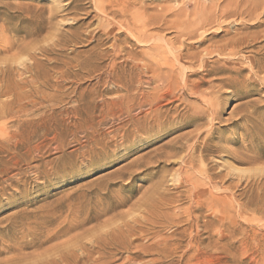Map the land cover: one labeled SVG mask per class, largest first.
I'll return each instance as SVG.
<instances>
[{"label": "rangeland", "instance_id": "obj_1", "mask_svg": "<svg viewBox=\"0 0 264 264\" xmlns=\"http://www.w3.org/2000/svg\"><path fill=\"white\" fill-rule=\"evenodd\" d=\"M110 1L126 64L109 0H0V264H264V0Z\"/></svg>", "mask_w": 264, "mask_h": 264}, {"label": "bare ground", "instance_id": "obj_2", "mask_svg": "<svg viewBox=\"0 0 264 264\" xmlns=\"http://www.w3.org/2000/svg\"><path fill=\"white\" fill-rule=\"evenodd\" d=\"M100 2H102V1H100ZM112 3H114V2H111L110 0H109V2L107 3V5L106 6H102V7H100L99 8V11L102 13V14H104L105 16H107V15H112L111 16V18L112 19H116V17L118 16V17H121V19H122V21H117V27L115 26L116 24H112L110 21H108V20H104L103 22H102V24H101V26H102V30L104 29V27H105V29L106 30H104V33L105 34H107L109 37H111L112 38V45H111V52H112V54H113V61H115L117 58H120V57H124V55L125 56H127V58L125 59V60H123L122 61V63L123 64H126V62L128 61V60H133V58L130 56V54L129 53H126L125 54V48H123L122 46L120 47L119 45L117 46L116 45V43H118L119 42V39H120V37H121V35H122V33L123 32H128V34L132 37L130 40L131 41H133V42H137V43H144L145 42V39H146V36H145V29H146V27L142 24V25H139V23L137 22V21H134V19L132 20V23L129 21V20H126L125 18H126V12L128 11V10H125L124 8H120L119 10H109V9H111V8H113V4ZM101 5V4H100ZM126 5V4H125ZM99 6V5H98ZM194 6V5H193ZM234 7H235V5H234ZM114 8H115V6H114ZM113 8V9H114ZM117 9V8H116ZM194 9V8H193ZM214 9V8H213ZM134 10V9H133ZM262 12V11H261ZM136 13V12H135ZM135 16V15H134ZM135 18V17H134ZM124 19V20H123ZM147 21V20H146ZM148 22H150V21H148ZM144 23V22H143ZM141 26H143V27H141ZM101 28V27H100ZM145 28V29H144ZM144 29V30H143ZM147 30V29H146ZM195 29H192V30H187V31H178V33H179V36H183V37H187V38H193L194 36H195V31H194ZM197 30V29H196ZM93 39V38H92ZM161 40V39H160ZM159 41V40H158ZM123 42H128V38H124L123 39ZM235 44H236V42L235 43H231V44H226L225 45V47L223 46V48H218V49H216V50H211V48L209 47V48H205V49H203L202 50V52H200L201 53V56H203V57H207V56H211L212 54L213 55H235V49H234V47H235ZM232 46V48H229V46ZM153 47V46H152ZM151 47V48H152ZM154 49H155V47H154ZM157 49H159V48H157ZM156 50V49H155ZM155 50H153L154 51V53H155ZM129 52V51H128ZM160 54H161V52H160ZM162 55V54H161ZM161 55H159V56H161ZM134 56V55H133ZM229 56V57H230ZM262 56V57H261ZM260 56V58L261 59H263L264 60V55L262 54ZM221 57V56H220ZM177 58H179V60H181L180 58H181V56H178ZM261 59H259L260 61H257V60H252V59H250V64H251V67L252 68H254V67H256L257 65H259V64H262L261 63ZM27 60V59H26ZM156 60V59H155ZM176 60V59H175ZM194 61V60H193ZM164 62H165V60H164ZM179 62V61H178ZM190 62V61H189ZM153 63V62H152ZM151 63V64H152ZM166 63V62H165ZM175 63V62H174ZM180 63V62H179ZM151 64H150V62H148V64H143L142 66H140V65H138V64H135L134 63V67L135 68H137V69H141V71H143V73H149V72H151L150 71V68H151ZM159 64V63H158ZM186 64H188V65H190V63H186ZM20 65V64H19ZM24 65V64H23ZM160 65V64H159ZM158 65V66H159ZM175 65V64H174ZM155 66V65H154ZM176 66V65H175ZM191 66V65H190ZM153 67V66H152ZM161 67V66H160ZM174 67V66H173ZM156 68V67H155ZM190 68V67H189ZM263 68H264V66H263ZM117 69H118V66L115 64V63H113L111 66H110V70H109V73H108V77L107 78H109L110 80H111V78H113V76H114V74H115V72H117L118 73V71H117ZM152 69V68H151ZM162 69V68H161ZM164 69V68H163ZM178 69V68H177ZM182 69V71H183V69H185V68H181ZM169 70H170V72H171V69L169 68ZM161 70H159V71H156L155 70V72H160ZM163 71V70H162ZM161 71V72H162ZM178 71H180V70H178ZM185 71V70H184ZM164 72H166V70L164 71ZM176 72V71H175ZM142 73V74H143ZM156 73V74H157ZM163 73V72H162ZM181 73H183V72H181ZM151 74H152V72H151ZM184 74V73H183ZM183 74H182V76H183ZM159 75H160V73H159ZM158 74L157 75H155V76H153V75H151V76H148V78L149 79H147L148 81H146L145 83H149V82H151V81H153L154 79V77H155V79L156 80H158V83H160L161 81H162V79L160 78V76H159ZM165 75H166V73H165ZM167 76V75H166ZM170 76V75H169ZM168 76V77H169ZM172 76H173V74L170 76V78L169 79H167V88H169V90L172 88V91L174 90V89H176V87L174 88V86H175V84H176V81H174L173 80V78H172ZM176 76V75H175ZM159 77V78H158ZM180 77V76H179ZM187 79V78H186ZM55 80V79H54ZM114 81H117V83L118 84H120V79L118 78V79H116V80H114ZM187 81V80H186ZM116 83V82H115ZM156 83V82H155ZM121 85H122V83H121ZM158 85V84H157ZM177 85V87L179 86V88H178V90H180V85H178V84H176ZM188 86V85H187ZM186 86V83H185V86H183L184 88H186L187 87ZM125 87V86H124ZM166 86H164V88H165ZM162 90V89H161ZM167 90V89H166ZM192 94H195V95H197L198 97H200L202 100H203V98L205 97V94H203V93H201L200 92V90L198 91L197 90V88L196 87H189V89H188ZM183 91V90H182ZM160 92H162V91H160ZM170 92H171V90H170ZM168 90H167V92H163V94H161L160 95V99H158V97L159 96H157V98L156 99H158V101L159 100H161V99H164V98H166V97H169L168 95H171L172 93H170ZM154 93V92H153ZM169 93V94H168ZM212 93H214V92H212ZM160 94V93H159ZM207 94V93H206ZM209 94V93H208ZM174 95V94H173ZM150 96V95H149ZM179 96V95H178ZM208 96V95H207ZM156 97V96H155ZM42 98V97H41ZM125 98V97H124ZM199 98V99H200ZM157 104H158V102H157ZM154 105V104H153ZM156 106V105H155ZM216 106V105H215ZM215 106L213 105V104H211V105H209V109L208 110H210L211 112V114H212V116L214 115V114H216L217 112L216 111H214V108H215ZM153 108V107H152ZM206 108V107H205ZM157 109V108H156ZM156 111V110H155ZM154 111V112H155ZM159 111V110H158ZM207 111V110H206ZM209 112V111H208ZM216 112V113H215ZM152 113V112H151ZM143 120V119H142ZM198 139V138H197ZM197 145V144H196ZM196 145H192L193 147L192 148H196ZM203 146V145H202ZM191 148V149H192ZM191 149H190V151H191ZM194 150V149H193ZM189 152V151H188ZM192 153V152H191ZM185 157H186V159H185ZM184 158H182V164H184L185 166H187V167H189V166H191V167H193L192 165H193V161H192V158H191V154L190 155H187V156H185ZM231 167V166H230ZM238 169V168H237ZM237 169H235V168H231V173L232 172H241V174H242V171L241 170H237ZM205 172V171H204ZM203 172V173H204ZM228 175H229V173H228ZM240 175V174H239ZM190 176V175H189ZM189 176H188V178H189ZM204 176H205V179L209 182V183H212V185H213V187H214V189H217L219 186H220V184H221V181L219 180V181H217V182H212V178H211V176L209 175V174H204ZM184 178V177H183ZM188 178L186 177L185 178V181L187 182V180H188ZM173 183L174 182H176V179H172L171 180ZM197 181V180H196ZM199 182H200V179L198 180ZM201 181L202 182H204L202 179H201ZM189 182H191V180H189ZM193 182V181H192ZM192 182H191V185H192ZM197 183V182H196ZM195 183V184H196ZM201 183V182H200ZM202 184V183H201ZM231 185H233V184H231ZM195 186H197V184L195 185ZM192 187H193V185H192ZM224 188H226V186L224 187ZM197 190V189H196ZM226 190H228V189H226ZM225 190V191H226ZM212 191V190H211ZM221 191H222V189H221ZM223 191H224V189H223ZM251 191V190H250ZM220 192V191H219ZM230 192V191H229ZM224 193V192H223ZM219 194H221V193H219ZM193 195V194H192ZM218 195V194H217ZM217 195H213V193H212V195H210V197H206V198H204V200L203 201H201L200 202V199L199 198H195L196 200H197V203H198V206L200 207H197V209H201V208H203V206H204V201L205 202H208L207 204H209V209L212 211V213L213 214H215V218H214V220H215V222L217 221V222H220L222 225H223V223L222 222H224V215H223V212H224V210H225V208H226V204H228V200H226L223 196L222 197H220V195L219 196H217ZM221 195H223V194H221ZM233 195V194H232ZM239 195V194H238ZM197 196H199L198 194H197ZM193 197V196H192ZM209 198H211V199H209ZM193 199V198H192ZM205 199H207V200H205ZM209 200V201H208ZM193 201V200H192ZM194 202V201H193ZM208 206V205H207ZM207 206H205L206 208H207ZM245 206V205H244ZM244 206H241V207H244ZM196 209V208H195ZM258 209V208H257ZM256 209V210H257ZM261 209V208H260ZM263 211V210H262ZM225 213H226V211H225ZM225 216H227L226 214H225ZM246 217V216H245ZM195 218V217H194ZM195 221V220H194ZM219 223V224H220ZM193 224V223H192ZM196 224H198V222L196 221ZM223 227V226H222ZM193 228V227H192ZM128 230V229H127ZM221 230V229H220ZM223 232V231H222ZM160 246H166V243H160V242H157V244L155 245H152V248H159ZM196 263V262H195Z\"/></svg>", "mask_w": 264, "mask_h": 264}]
</instances>
